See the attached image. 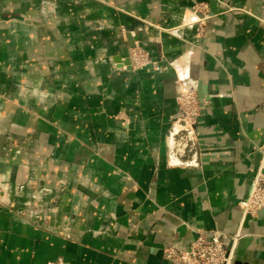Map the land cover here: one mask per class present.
Instances as JSON below:
<instances>
[{"label": "crops", "instance_id": "crops-1", "mask_svg": "<svg viewBox=\"0 0 264 264\" xmlns=\"http://www.w3.org/2000/svg\"><path fill=\"white\" fill-rule=\"evenodd\" d=\"M177 74L202 100L197 168L167 165ZM262 145L264 0H0V264H170L215 232L264 264L239 207Z\"/></svg>", "mask_w": 264, "mask_h": 264}, {"label": "built area", "instance_id": "built-area-1", "mask_svg": "<svg viewBox=\"0 0 264 264\" xmlns=\"http://www.w3.org/2000/svg\"><path fill=\"white\" fill-rule=\"evenodd\" d=\"M206 5L197 3L192 7L193 17H188L189 25L199 23L196 13L204 14ZM130 65L133 70L153 68L159 70V63L152 55L136 46L130 50ZM177 88V116L171 120V130L166 137L167 165L171 168H197L199 156L196 150L198 142L197 124L201 116V101L196 86L185 74H177L174 80ZM261 160L255 178L252 180L249 194L239 202L243 217L256 219L264 209V145L260 146ZM238 233L231 237L236 241ZM224 238L215 232L212 235L201 234L187 250L169 247L163 251V259L170 264H233V259L223 245Z\"/></svg>", "mask_w": 264, "mask_h": 264}, {"label": "water", "instance_id": "water-1", "mask_svg": "<svg viewBox=\"0 0 264 264\" xmlns=\"http://www.w3.org/2000/svg\"><path fill=\"white\" fill-rule=\"evenodd\" d=\"M198 98H199L200 101H202V100H201V97H200L199 95H198ZM261 219H264V209H262V210L260 211V215H259L256 219H254V220L259 221V220H261ZM233 264H236V263H233Z\"/></svg>", "mask_w": 264, "mask_h": 264}]
</instances>
